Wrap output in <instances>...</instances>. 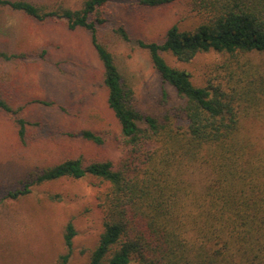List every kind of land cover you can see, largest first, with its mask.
I'll use <instances>...</instances> for the list:
<instances>
[{
  "label": "trees",
  "instance_id": "obj_1",
  "mask_svg": "<svg viewBox=\"0 0 264 264\" xmlns=\"http://www.w3.org/2000/svg\"><path fill=\"white\" fill-rule=\"evenodd\" d=\"M113 1L84 0L77 8L63 2L46 7L34 0H0V6L39 21L65 20L70 29L91 33L124 150L117 160L69 157L31 172L0 203L44 182L95 176L107 186L98 195L103 230L89 264H264V0H185L204 16L201 24L193 29L174 24L162 41H135L149 51L164 94L171 85L179 96L163 115L136 106L133 87L99 36ZM134 1L161 7L180 0ZM115 32L132 41L124 26ZM210 51L222 57L202 85L163 55L170 52L190 62ZM47 52L0 50V58L12 64L33 62L46 60ZM5 77L0 74V113L9 115L25 145L40 125L24 117L25 107L55 103L34 99L16 105L9 94L11 79ZM68 134L104 143L103 135L90 129ZM199 173L204 174L202 187L194 179ZM77 234L73 220L68 221L67 251L56 264H70Z\"/></svg>",
  "mask_w": 264,
  "mask_h": 264
},
{
  "label": "rangeland",
  "instance_id": "obj_2",
  "mask_svg": "<svg viewBox=\"0 0 264 264\" xmlns=\"http://www.w3.org/2000/svg\"><path fill=\"white\" fill-rule=\"evenodd\" d=\"M34 1L46 7L63 2L77 8L84 2ZM108 10L109 20L99 27L100 38L108 44L133 87L136 106L146 114L163 115L177 104L179 96L171 85L166 86L164 94L149 51L135 41H162L172 25L193 29L205 20L204 16L193 11L185 0L161 7L114 0ZM119 26L127 29L131 42L120 39L115 32ZM43 48L48 49L46 60L12 64L0 58V74L11 79L9 94L16 105L34 99L55 103L25 107L24 117L32 123L40 122L25 145L20 143L9 115L0 113V199L22 187L19 180L31 172L66 158L117 160L124 151L120 124L107 102L104 68L91 33L84 28L70 29L65 20L39 21L22 11L0 6V50L28 52ZM163 55L172 66L188 69L198 85L206 82L213 65L222 57L210 51L183 62L170 52ZM82 129L102 134L104 143L68 134ZM194 179L198 187L205 183L203 173ZM106 186L95 176L60 178L39 184L17 199H5L0 203V264H56L59 255L67 251L64 230L70 220L78 230L70 264H89L91 250L103 230L98 195Z\"/></svg>",
  "mask_w": 264,
  "mask_h": 264
}]
</instances>
